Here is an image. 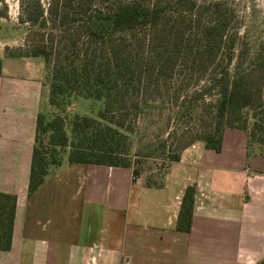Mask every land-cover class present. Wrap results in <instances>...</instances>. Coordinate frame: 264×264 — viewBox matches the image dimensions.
<instances>
[{
    "label": "trees",
    "instance_id": "obj_1",
    "mask_svg": "<svg viewBox=\"0 0 264 264\" xmlns=\"http://www.w3.org/2000/svg\"><path fill=\"white\" fill-rule=\"evenodd\" d=\"M17 21L24 45L6 56L43 59L50 105L102 102L98 118L72 119V138L61 116L37 113L27 196L65 148L70 165L127 168L147 188H161L195 142L219 153L227 128L245 132L247 157H264V40L247 42L222 0H20ZM140 119L149 124L138 129ZM155 165L159 181L145 175ZM195 193L183 190L176 231H190ZM16 200L0 191V251L11 248Z\"/></svg>",
    "mask_w": 264,
    "mask_h": 264
},
{
    "label": "crops",
    "instance_id": "obj_2",
    "mask_svg": "<svg viewBox=\"0 0 264 264\" xmlns=\"http://www.w3.org/2000/svg\"><path fill=\"white\" fill-rule=\"evenodd\" d=\"M6 61L0 191L17 200L11 248L0 251V264H255L261 258L264 216L256 221L249 214L251 200L264 197V158L247 157L243 131L225 129L219 153L203 144L184 149L161 188L133 182L127 168L64 160L27 196L39 88L32 75H11ZM189 185L196 193L185 233L175 223Z\"/></svg>",
    "mask_w": 264,
    "mask_h": 264
},
{
    "label": "rangeland",
    "instance_id": "obj_3",
    "mask_svg": "<svg viewBox=\"0 0 264 264\" xmlns=\"http://www.w3.org/2000/svg\"><path fill=\"white\" fill-rule=\"evenodd\" d=\"M40 1L45 3L47 0ZM222 1L233 8L235 13L237 14L241 33L245 35L247 42L254 43L260 40H264V0ZM19 4L20 0H3L2 4H0V12L4 14V16L0 17V58L2 59V62L3 60H8L6 61L5 66L7 67V70L11 75L23 77H26V75H32L35 79L37 78L36 80L38 82L39 88L38 95H40V102L37 113H43L48 120L51 119L55 114L61 116L64 122L65 131L69 135V138H72V134L70 132V123L72 119L76 116L98 118V111L102 108V102L90 98L77 97L71 98L69 101L60 103L55 106L50 105L48 101L49 74L44 65L43 59L39 56L17 58L6 56L5 52H7L8 50L12 51L15 48L22 47L24 45V37L27 32V27L26 25L19 24L17 21ZM21 67L25 70H23ZM27 70H31V72H26ZM23 93H26L27 97L31 96V90H29L28 88L24 89ZM147 124H149V120L140 119L138 123V129H140V127L142 126L145 127ZM226 130H228V128ZM128 140H130L131 142L133 141V146L136 144V138L133 135H129ZM195 144L202 143L195 142L192 145ZM244 147L246 148V142ZM244 147L243 143H241L237 150L242 153V149ZM60 151V156L63 157V159L66 161L68 148L62 149ZM254 151H256V149L253 150V152ZM157 172L159 171L157 169V165H155L152 167V169L147 170L145 172V175H153V178L159 181L160 175H158ZM142 178L143 177H140L136 180L140 179L141 183L143 184ZM246 195L247 189L246 187H244L243 197H246ZM251 204L252 205L250 206L249 215L254 220L258 221V219H260V216H264V197L258 196L254 198L253 200H251ZM259 225L264 229V221H262V223H259ZM108 229L109 228L107 226V230Z\"/></svg>",
    "mask_w": 264,
    "mask_h": 264
},
{
    "label": "built area",
    "instance_id": "obj_4",
    "mask_svg": "<svg viewBox=\"0 0 264 264\" xmlns=\"http://www.w3.org/2000/svg\"><path fill=\"white\" fill-rule=\"evenodd\" d=\"M123 264H127L126 262H124Z\"/></svg>",
    "mask_w": 264,
    "mask_h": 264
}]
</instances>
